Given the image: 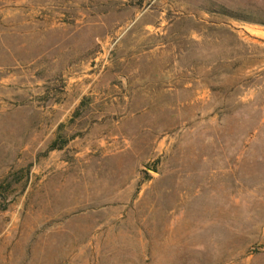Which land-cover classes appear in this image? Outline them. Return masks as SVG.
I'll list each match as a JSON object with an SVG mask.
<instances>
[{"label": "rangeland", "instance_id": "rangeland-1", "mask_svg": "<svg viewBox=\"0 0 264 264\" xmlns=\"http://www.w3.org/2000/svg\"><path fill=\"white\" fill-rule=\"evenodd\" d=\"M0 197V264H264V0H0Z\"/></svg>", "mask_w": 264, "mask_h": 264}, {"label": "trees", "instance_id": "trees-1", "mask_svg": "<svg viewBox=\"0 0 264 264\" xmlns=\"http://www.w3.org/2000/svg\"><path fill=\"white\" fill-rule=\"evenodd\" d=\"M60 146H56V143L55 142H52L50 144V147H48V151H52V150H59ZM1 199V197H0Z\"/></svg>", "mask_w": 264, "mask_h": 264}]
</instances>
